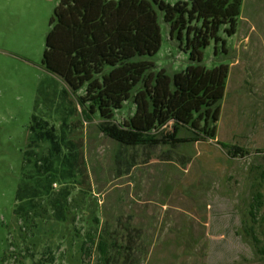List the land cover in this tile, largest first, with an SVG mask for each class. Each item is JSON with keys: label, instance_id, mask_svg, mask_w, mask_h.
<instances>
[{"label": "rangeland", "instance_id": "1", "mask_svg": "<svg viewBox=\"0 0 264 264\" xmlns=\"http://www.w3.org/2000/svg\"><path fill=\"white\" fill-rule=\"evenodd\" d=\"M56 1L0 0V264H264V1L242 0L234 34L223 25L201 50L202 67L228 68L215 138L175 147L122 145L99 130L98 112L83 119L84 91L73 95L41 63ZM156 14L160 48L136 59L172 77L191 63L189 51ZM134 109L127 100L113 121ZM33 115L61 151L31 146L52 185L25 214L14 211L18 186L47 185L24 167ZM64 143L78 152L74 177L62 175ZM232 146L245 154L233 156ZM63 192L60 219L52 203Z\"/></svg>", "mask_w": 264, "mask_h": 264}, {"label": "trees", "instance_id": "2", "mask_svg": "<svg viewBox=\"0 0 264 264\" xmlns=\"http://www.w3.org/2000/svg\"><path fill=\"white\" fill-rule=\"evenodd\" d=\"M241 4L242 0H183L173 5L163 0H57L41 63L73 95L84 91L77 97L83 119L91 120L98 112L99 130L119 144L175 147L214 139L215 128L210 125L219 117L218 103L224 95L228 68L221 64L205 69L200 65L201 50L211 40L219 41L217 34L223 25L227 26V36L234 34ZM156 10L163 14L171 36L176 34L180 40L185 36L189 51L191 63L172 77L164 70L153 71L152 62L136 59L151 57L160 48ZM129 99L134 104L133 115L122 124L115 123L114 112ZM31 121L24 167L32 164L36 179L47 181V185L22 182L18 186L19 204L14 211L24 210L25 214V206L32 209L34 198L47 193L52 185L50 166L43 165L45 159L31 146L48 143L50 156L55 157L61 151L53 128H47V122L34 115ZM169 124L171 132H166ZM183 128L189 136L182 138ZM64 146L67 152L61 161L62 175L74 177L78 152L74 147L68 149V144ZM231 149L233 156L245 154L240 147ZM67 195L63 192L52 203L60 219ZM253 209L251 205L252 216ZM100 249L105 255L103 244Z\"/></svg>", "mask_w": 264, "mask_h": 264}]
</instances>
